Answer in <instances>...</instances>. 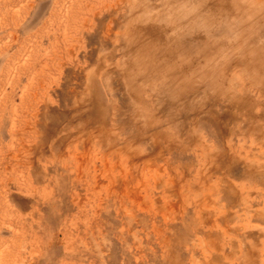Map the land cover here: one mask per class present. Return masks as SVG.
Returning a JSON list of instances; mask_svg holds the SVG:
<instances>
[{"label": "rangeland", "instance_id": "374dc122", "mask_svg": "<svg viewBox=\"0 0 264 264\" xmlns=\"http://www.w3.org/2000/svg\"><path fill=\"white\" fill-rule=\"evenodd\" d=\"M39 1L44 4V10L34 17L32 29L26 32L23 27L32 21L35 4ZM206 1L209 6L195 12V21L196 24L201 20L209 22L205 34L210 41L217 38L207 57L213 61L212 67L200 64L201 67L190 69L193 79L189 78L190 86L183 88L187 93L181 102L159 100V104L165 103V111L161 108L157 114L168 119L162 130L166 134L160 139L168 143L170 136L183 135L184 138L187 127L183 130L181 125L188 121L184 114L188 111L192 115L201 113L198 111L208 109L213 99L225 100L235 106L243 84L251 87L247 95L257 104L250 113L254 112L258 118V129L262 134L246 128L243 119L238 122L228 120L226 127L221 120L224 127L220 128L219 122H213L202 113L198 116L200 124L189 123L190 143L179 141L177 150L164 146L156 161L145 164L141 160L134 161L136 169L127 164L131 162L125 153L131 151L145 155L150 153L146 145L134 143L129 151L123 149L121 154L117 149V153L109 155V161L101 162L94 157L111 153L107 146L93 145L95 140L100 141L107 134L98 131V124H102L101 114L106 115L103 108L110 100L115 101L114 95L111 97L109 93L111 89L123 86H119L120 78L125 89V92L120 90V95L128 96L127 89L128 92L136 91L141 84L143 87L152 82L169 84L170 87L177 85L173 72L165 71L156 77L153 65H148L152 59L146 63L142 61L138 65L144 78L132 73H114L113 76H117L111 79L114 85L110 83L106 88L101 67L108 59L105 62L106 56L101 55V62L96 63L97 69L90 76L94 86L90 97L95 101L89 100L79 111L75 110L76 105L73 106L74 100L60 95L58 91L62 84L52 77L56 70L49 69L45 61L59 48L64 57L65 72L74 69L70 57L84 68L92 67L95 61H85L81 57L93 48H97L98 53V43L95 45L92 41H97L100 23L111 24L114 28L117 20L121 22L130 13L133 16L132 7L147 12L150 17L158 13L154 8L163 6L166 9L168 6L166 15L171 17L178 12L175 3L150 0L147 7L138 6L136 0H61L63 8L59 10L54 6V0H27L18 15L0 18V264H264V0H260V5H253L252 0ZM71 8L75 12L68 13ZM54 36H59L62 42L57 41V45ZM65 37L69 40L64 49ZM136 47L142 48L140 45ZM134 48H131L132 57H140L139 52L138 55L133 52ZM250 56L252 62L254 60L251 66L245 61ZM109 62H113L112 68L119 67L123 72V64L117 66V61ZM221 75L226 77L221 78ZM147 100L158 103L154 96ZM33 103L43 107L48 104L57 114V125L50 129L47 120L48 127L43 128L44 121L41 123L30 112ZM129 109L127 107L128 114ZM193 109L196 110L192 112ZM96 117L100 123L94 121ZM122 126L128 128V125ZM229 131L234 133L230 135ZM215 154L221 158H216ZM74 155L82 161L95 158V166L88 163L89 169L85 173H66L64 166L72 164ZM113 165L118 166L113 168ZM129 168L132 171L124 175L125 169ZM188 169V175L180 174ZM169 177L176 183V193L163 192L159 187V183ZM143 184L148 190L142 188ZM123 188L130 192L123 195L120 192ZM224 189L227 194L236 193L229 194L231 197L224 193L226 200ZM204 202L210 203L204 210L194 205Z\"/></svg>", "mask_w": 264, "mask_h": 264}, {"label": "bare ground", "instance_id": "6f19581e", "mask_svg": "<svg viewBox=\"0 0 264 264\" xmlns=\"http://www.w3.org/2000/svg\"><path fill=\"white\" fill-rule=\"evenodd\" d=\"M25 1H27V0H2L1 1V4H0V18L7 19L9 17L18 15V12L22 9L21 7L24 6V2ZM149 1L150 0H136V3L139 2V4H137L138 6H147V7H149L148 6V4H149L148 2ZM48 2H49V0H48ZM172 2L175 3V8H176L175 10L178 11V12H176L177 14L174 12L175 15L173 14L171 17L169 16L170 18L168 17V15H166V10L168 11V9H169L168 6H166V9L163 6L160 9L159 8H154V10H156V12H158V13H156V15L150 16V17H147V15H148V14H146L147 12H141L140 9H136V8H133L132 7L131 10H133V16L130 13V16L125 17L121 22H120V20L119 21L117 20L116 21L117 23L114 26V28H113V25H111V24H107V23L104 24L105 22L104 23H100L101 24V26H100L101 31H100V33L98 32L99 34H97V36H96V40L97 41H95V42L92 41V43H94V44L95 43H98V45H97V46H99L98 53L96 51L97 48H93L92 51H89V53H87L83 57H81V59H83L85 61H87L88 59H91L93 62L95 61V64H93L92 67L84 68V66L83 67L80 66V64H78L77 62H75V60L72 57H70L69 62L70 63L72 62V64H73L72 69L73 68L74 69L73 70H68V71L65 72V69H64V60H63L64 57L62 56L61 49H59V48H57L55 50V52H53V54L50 57H47L46 58L45 65H47V67L49 69L52 68V69H55L56 70L53 73V75H52L53 80L60 81L61 84H62V89H60L58 92L60 93V95H62L64 97L67 96L70 99H72V101L74 100L75 103H74L73 106L75 107V105H76L75 110L77 109L79 111L82 110L83 107H85V106H82V105H86L87 102H90L89 100L95 101L94 98L90 97V95L92 94V92L94 90V86H93V83H91L90 76L93 74L94 70L97 69V64L96 63H98V61L101 62V60H102V59H100L101 55L102 56L103 55L106 56L105 62L108 59L106 65L103 64L104 63L103 62L102 63V67H101V70L103 71V73H102L103 77L102 78H105V80L103 81V83H104V86L106 88L109 87L108 84L110 85V83L112 85H114L112 83L113 80H111L113 77L116 76V75L113 76L114 73H116L117 75H123L125 73H127L128 75L129 74L131 75V73H132V75L135 76V77L144 78L142 76L143 75L142 74V70H140L141 67H139V65H138L142 61L146 63V62H149L152 59L151 62L148 65H150V64L153 65V68H152L153 71H154L153 74L156 77L158 75L160 76L165 71H167V73H169L170 70H171V72H173L174 77H175V79L177 81L176 82L177 85L174 84L173 87H170V86H168L169 84L167 86H165V85H162V83L160 84V83L152 82V83L148 84L147 87H143V85L141 84L140 88L138 90H136V91L133 89L132 91H129L128 92V89H127L128 96L127 95L125 96L124 93H123L124 96L120 95V92H121L120 90H122L123 92H125L124 91L125 89L122 88V87H124V83L122 84V81H121L120 76L117 78V80L120 78L119 81H118V82H121V83H119V86H120V84L123 85V86H121L119 88H116V89L113 87L114 89H111L112 92H110L109 94H110L111 97H113V95H114L115 101L113 99H112V101L110 100L105 105V107L103 108V109H105L104 113H106V115H103V113L101 114L102 115V119H101L102 124L99 122L100 120L97 117L94 120V121H98L100 123V124H98L99 125V128L97 127L98 128V131L99 132L100 131H103L104 133L107 132V134H105V136L102 137V138L100 137L101 138L100 141L98 139L95 140V142L93 143V145L107 146L109 148V151L111 152L108 155H102V154H100L97 157L94 155V157L100 159L101 162L108 160L109 155L110 156H113V153L115 154V153L119 152L121 154L122 151H123V149H126L127 151H129V149L131 148V146L134 143H139L140 145H143V146L146 145V150L149 149L148 151H150V153L147 152L145 155H143L142 153H136V152L133 153L131 151H129L128 153H125L126 159L128 161L130 160V162H131V163H127V164L134 165L132 167L135 168V169H136V166L137 165H136V163L134 161L141 160L142 163L145 164L148 161L158 159L157 158V155L162 152V149H163L164 146L167 147V149H169V150H171L173 148L175 150H177L179 148L177 147L176 143H179V141H181L182 143H190L191 142V140H192L191 135L192 134L191 135L189 134V129H190L189 123L190 124H195V125L197 123L200 124V122H199L200 121L199 120L200 117H198V116H200V114H202V113L207 114L208 115L207 117L208 118H211V120H213V122H217V123L219 122L220 125L219 124H217V125L220 128H222L225 125H227L229 123L228 120L229 121H231V120L233 121L234 120V122H236V121L238 122L239 119H243L246 122V126H247L246 128H248L250 131H252L254 133L257 132V131H259V129H258V121H257L258 118L256 119V115H255L254 112L253 113H250V111L252 110V108L257 103H255L254 99L250 95H247V93H248L247 90H251V87L250 86L247 87L246 85L243 84L242 87H240V90L242 92H241V94L239 96H237L238 99H236V102L238 104H236L235 106H233V104L227 103L225 100L220 101L218 99L217 100L213 99V102L211 103V106H209L208 109H206V110L205 109L204 110H201L200 109L198 111V112H201V113H196V115L194 113L192 115L188 111L187 114H184V115H186L185 120H188V121H186L184 124H182V125L180 124V125H181V127H182L183 130L187 127L186 128L187 130L185 132L187 134V136L185 134L186 137L184 136V138H183L182 137L183 135L182 136H170L171 138H168V143L165 142V141L163 142V140L160 139L162 137V135L165 136V134H166V132H164L162 130H163L164 124L167 122L168 119L165 116H163V115L157 114L158 113L157 110H159V109L161 110V108L164 107L163 105L165 103H167L168 100L169 101H172L173 99H175V101H179L180 100V102H181V100H183V98L185 97V94L187 93V91L184 92L183 88H188L190 86L191 82H190L189 78H192L193 79L192 74H190V69H192L194 66L199 67L200 64L203 67L205 66V64L207 65V67H210L211 64H213V61L212 60H209V58L207 59V57H209V54L211 53V51H210L211 48L214 47V45H212V44H216V42H217V38H214L213 40L210 41V39L208 38V35L205 34V30H208L209 27H210V23L209 22L207 23V21L205 22V21L201 20L200 22L199 21L197 22L198 24H196V21L197 20L195 19V16H196L195 15V12L196 11H203V9L205 7L207 8L209 6V4L207 3L206 0H171V4L173 5ZM25 3H27V2H25ZM53 3L55 4L54 6L60 8L59 10H62L63 7L61 5L64 2L61 3V0H54ZM74 3H72L73 6L75 5ZM251 3L253 5H257V4L260 5L261 2H260V0H252ZM41 4H42L41 1H39V2H37L35 4L36 9L34 10L33 19H32V21H29L28 24H26L23 27L24 31H26V32L30 31V29H32L33 23L35 21V18L34 17H36V16L38 17L43 12L44 9H43L42 6H44V4H42V5ZM157 5H159V4H157ZM54 6H53V9H54ZM40 7H41V11H40ZM74 8H75V6H74ZM74 8H71V11H70V9H68V13L72 12L74 10ZM257 9H258V7H257ZM179 10H180V12H179ZM74 12H75V10H74ZM88 12H90V10ZM262 12H264V11H262ZM262 12H261V14H262ZM202 16L203 15H201V18H203ZM109 19H110V17H109ZM146 19H147V21H146ZM209 19L210 18H208V20ZM111 20L112 19H110V21ZM240 21H241V19H240ZM118 22H120V23H118ZM204 23H206V24H204ZM97 26L99 28V25H97ZM57 27H59V26H57ZM60 27H62V26H60ZM66 31L67 30H65V32ZM94 31H96V30H94ZM62 34H64V32ZM201 34L203 35L202 37L200 36ZM56 35H57V32H56ZM70 35H71V33H70ZM247 36H248V34H247ZM90 37L92 39V36H90ZM199 37H201V38L199 39ZM53 38H55V43L58 45L57 41L59 42V40H60L59 39V36H54ZM70 39H72V37H70ZM91 39H90V41H91ZM64 40H65L66 46L65 47L63 46V47L65 49L67 47V42H68L69 39L66 40V37H65ZM69 42H71V41H69ZM220 42H221V44H223L222 43V39H220ZM263 42H264V40H263ZM74 45H75V43H74ZM89 45H92V44H89ZM138 45H140V47H142V48L136 47ZM92 46H91V48H92ZM70 47H72V45ZM75 47H78V46H75ZM87 47H88V44H87ZM132 47L133 48L136 47V48H134V51L133 52H135L136 54H137V52H139L140 54L139 55L137 54V55L140 56V57H137L136 55H135L136 57H134V56L132 57V55H133V54H131V48ZM218 47H220V46H218ZM68 49L72 50L69 47H68ZM68 49H66V50H68ZM150 50H151V52H150ZM199 54H201V55H199ZM119 55H121V56H119ZM78 56H80V55H78ZM117 56H119V58L116 59L115 57H117ZM251 57L252 56H250L249 58H245V61L250 62V65L249 66H251V64L254 63V60L252 62V59L253 58H251ZM77 59L79 60L80 57L77 58ZM111 60L112 61L113 60L114 61H117V66L123 64L122 65V71L123 72L120 71V68L119 67L112 68L111 67V64L113 62H109ZM78 62H80V60ZM134 63H136V64H134ZM235 64H237V63H235ZM87 65H88V63H87ZM136 65H138V66H136ZM228 66L229 65H227V67ZM238 66H239V64H238ZM207 67H206V69H208ZM232 67H233V65H232ZM128 68H130L129 71H128ZM69 69H71V68H69ZM63 72H64V76H63ZM165 76H166V74H165ZM232 76H234V75H232ZM62 77H63L64 81H62ZM225 77H226L225 75H221V78H225ZM115 80H116V78H115ZM172 81H174V79ZM116 82L117 81H115V85H117ZM170 84H171V82H170ZM126 86H127V84H126ZM253 87H256V86H253ZM145 89H147V90H145ZM192 89H193V87H192ZM188 92H190V91H188ZM54 93H56V91ZM153 96H154V99L158 101V103H156L153 100H151V102H148L147 99L148 98H151V97L153 98ZM159 100H163V102H165V103L163 105H161V104H159V102H160ZM36 101H38V99ZM118 101L120 102L119 104H118ZM47 105L48 104H45L44 107H43L39 103H33V106H32V109H30V112H31V114L37 116L40 119V122L41 123L44 121L43 124H41V126L43 128H45L46 126L48 127V124H46V121L49 120L50 121V125H51V126H49V128L51 129V127H53L54 125H57V114L56 113H53L54 110L51 109L50 107H48L49 105L48 106ZM232 106L233 107H237V109L239 108L240 111H238L239 109L238 110H234ZM127 107H128V109L131 108V109H129L131 111L129 114L127 112ZM92 109L93 108H91V111L94 110V109L93 110ZM259 109L260 108H258V110H256L255 112L257 113V111H259ZM194 110H196V109H193L192 112ZM242 110H243V112H242ZM164 111H165V109H164ZM87 112H89V111H87ZM201 116L203 117V115H201ZM168 118H170V117H168ZM208 118H207V120H209ZM89 120L90 121L88 123L91 124V119H89ZM142 120H146V121L143 123ZM221 120H223V122H225V123L222 122L224 126H222ZM33 121H35V120H33ZM170 121L171 120H169L168 122H170ZM183 122H184V120H183ZM32 123H34V122H32ZM122 125H128V128H126V127H124ZM74 127L77 128V129H79L78 128V125H74ZM146 127L151 132L148 129H146ZM23 128H25V127H23ZM80 128H82V126ZM87 128H89V127H87ZM259 128H261V127H259ZM32 129H33V127H32ZM90 129H89V131H90ZM248 129H247V131H248ZM49 130H48V132H49ZM171 130L172 129H169V131H171ZM176 131L177 130H175V132ZM229 132H230V135H231L232 132L234 133V131H229ZM259 134H262L261 131H259ZM189 136H190V139H188ZM92 138H94V136ZM94 139H96V137ZM148 143L149 144L152 143L151 146ZM117 149H118V151L116 152ZM217 154L220 156L221 152H219ZM219 156H217L216 158H218ZM222 156L224 157V154H222ZM223 157H222V159H223ZM92 158L91 159H88V158L86 159L85 158V160L82 161L83 159L81 160V159L78 158V156L74 155L71 158V159H73L72 164L71 165H68V163L65 164L64 170L66 171V173H75V171H80V172H84L85 173L89 169L86 164L91 163L90 165H92V167L95 166V164H93L95 158H93V159ZM220 158L221 157H219V159ZM90 161H92V162H90ZM156 165L157 164H155V166ZM117 166L118 165H113V168H115V167L117 168ZM120 166H122V165H120ZM75 167L77 168L76 170H75ZM233 169H235V168H233ZM131 171L132 170H130V168H129L127 170L125 169V171L124 172L122 171V172L124 173V175L127 176V174L129 172H131ZM250 173H253V172H250ZM259 173H260V171H259ZM180 174L183 175V176L184 175H188L189 174V169L186 170V171L185 170L182 171ZM92 175H94V174H92ZM232 175H233V173H232ZM254 175H256V174L253 173V176ZM140 176H138V177H140ZM240 176H242V175H240ZM222 178H224V177H222ZM259 179H262V178H259ZM94 180H96V178H94ZM139 180H140V178H139ZM172 180H174V179L171 178V177H169L167 180H165L164 183H162V182L159 183V185H160L159 187H162L163 192L173 191V192L176 193V191H177L175 189V184L176 183L173 182ZM115 181H117V180H115ZM227 183H228V180H227ZM156 185L158 186L157 181H156ZM97 186H99V185H97ZM132 186H133V184H132ZM146 186H147L146 184H143V187L142 188H144L145 190H148V188ZM224 186H226V185H224ZM229 186H232V185H229ZM229 186H226V187L229 188ZM73 188H75V187H73ZM228 188H226V192H227V189ZM230 189H232V188L230 187ZM219 190H221V189L219 188ZM223 191H224L223 192V197H225L227 193H225V189ZM229 191L230 190H228V192ZM120 192H123V195H124V192H127V191H126L125 188H123L122 191H120ZM128 192H130V191H128ZM234 192L229 193V194H231V196H232V194L235 195L236 192L235 193ZM224 193H225V196H224ZM137 194H139V193H137ZM221 194L222 193H220V196H221ZM229 194H227V195H229ZM225 199H226V197H225ZM232 200H233V198H232ZM238 200L236 202V208L239 207V206L237 207ZM184 202L185 201H183V203ZM212 202L215 203V201H212ZM225 202H229V200L228 201H225ZM166 203H167V201H165V204ZM194 205H195V207L196 206H199V207H201L204 210V209H206V208L209 207L210 203L209 202H206V203L204 202V204L203 203H196V204L194 203ZM231 207H232V205H231ZM258 211H260V210H258ZM260 213H262V212H260ZM228 214H229V212H228ZM256 214H258V213H256ZM256 219H258V217ZM217 242H218V240H217ZM253 254L254 253H252V255Z\"/></svg>", "mask_w": 264, "mask_h": 264}]
</instances>
